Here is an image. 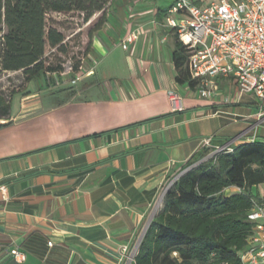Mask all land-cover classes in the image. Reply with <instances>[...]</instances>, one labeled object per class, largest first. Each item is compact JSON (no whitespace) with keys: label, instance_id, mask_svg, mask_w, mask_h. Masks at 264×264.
I'll use <instances>...</instances> for the list:
<instances>
[{"label":"crops","instance_id":"1","mask_svg":"<svg viewBox=\"0 0 264 264\" xmlns=\"http://www.w3.org/2000/svg\"><path fill=\"white\" fill-rule=\"evenodd\" d=\"M174 2L111 0L74 86L58 89L48 109L33 96L39 78L66 82L57 74L10 98L0 119V264L14 260V249L24 255L16 264H128L150 209L206 148L202 139L211 138L208 148L264 139V98H235L230 78H217L209 98L176 81L178 39L159 16ZM129 33L138 37L124 50ZM170 91L183 111H170ZM257 190L263 195L264 184Z\"/></svg>","mask_w":264,"mask_h":264},{"label":"trees","instance_id":"2","mask_svg":"<svg viewBox=\"0 0 264 264\" xmlns=\"http://www.w3.org/2000/svg\"><path fill=\"white\" fill-rule=\"evenodd\" d=\"M110 1L0 0V76L5 71H22L25 81H30L41 75H59L67 61L78 72L91 49L93 34L106 22ZM169 8L160 9V18ZM74 13L81 16L82 27L50 16ZM67 29L69 36L64 35ZM83 36L87 37L85 44ZM173 61L176 81L195 88L198 81L191 76L188 52L179 41ZM9 109L0 99V110L9 113ZM231 148L203 161L206 147L182 165L184 172L167 188L162 207L146 228L131 264H242L241 255L249 247L255 226L248 214L254 203L264 207V194L257 190L264 184V139ZM230 188L235 190L226 192Z\"/></svg>","mask_w":264,"mask_h":264},{"label":"built area","instance_id":"3","mask_svg":"<svg viewBox=\"0 0 264 264\" xmlns=\"http://www.w3.org/2000/svg\"><path fill=\"white\" fill-rule=\"evenodd\" d=\"M165 25L176 33L188 52V67L192 78L198 81L200 96H213L218 89L215 80L223 77L232 80L235 98L244 95L264 98V0H214L201 6L190 0H175L167 11ZM2 34L0 30V37ZM137 37L136 33L126 35L120 42L122 49L127 50ZM81 67L82 62L79 71L74 72L71 61H67L59 77L74 85ZM168 104L171 112L184 109L183 98L175 91L168 92ZM263 115L260 113L258 117ZM201 144L211 147V138L202 139ZM213 149L215 153L232 151L230 146L218 145ZM248 219L255 223L254 233L241 261L258 264L264 260V207L254 203ZM140 241L133 248L131 263ZM126 250L123 248V252ZM10 254L16 261L24 260L16 249Z\"/></svg>","mask_w":264,"mask_h":264},{"label":"rangeland","instance_id":"4","mask_svg":"<svg viewBox=\"0 0 264 264\" xmlns=\"http://www.w3.org/2000/svg\"><path fill=\"white\" fill-rule=\"evenodd\" d=\"M211 1H214V0H205L206 3L211 2ZM50 16L53 19H55L56 21L63 22L65 24H67V25H69V23H71L72 25L77 24L78 26L82 27L83 24H84L81 16L78 13H74V14H50ZM86 31H87V28H84L83 32L85 33ZM70 33L71 32H70L69 29L64 30V35L65 36H69ZM81 39H82V42L84 44L87 42V37L86 36H83ZM47 50H49V49H47ZM72 50L76 51L77 48H73ZM36 79L37 78L32 79V81L29 83V85L26 88L25 87L26 81H25V78H24V76L22 74V71H17V72L5 71V72H3L1 74V76H0V99H2V101H3V103L5 105H7V104H9V101H10V98L12 97V95L14 93L18 92V91H22V92H25V93L27 91H29V92H31V94H33L35 92V88H36V86H35ZM60 79L63 80V81H66V82L61 83V85H59V86H56V85L53 86V85H49L46 79L44 81H42L39 78L38 81L40 82V86L41 87H40L39 91L36 92V93H39V94L36 95V96H33V97H35L36 99H39L40 104H41L40 107H42L44 109L45 108L48 109L49 107H51L53 105V103L55 102L56 98L61 97V96H59V91L60 90H58V89H64L63 91H67L71 86L75 85V84L74 85L71 84L67 78L60 77ZM41 82H42V85H41ZM20 97H21V95L18 94V95H15L14 98H13L12 109H13L14 113H16L15 110H17L22 105L21 102H20ZM15 107H16V109H15ZM41 112L42 111H39V110L37 111V113H36L37 117L36 118H38V117L42 118L43 117V115H41ZM54 114H55V112H54ZM54 114L52 115L53 117H55ZM8 116H9V113H3L0 110V119H8ZM214 155H215L214 149L213 148H209L208 151L206 152L204 158H203V161H206V160L214 157ZM183 172H184V170H181L179 172V174L176 175L175 180L177 179V176H180ZM169 187H167V188H169ZM163 198H164V196L163 197L161 196L160 198H158L156 203L153 205L152 209H150V211H149V218L150 219L154 215H156L158 213V211L161 209L162 203H163ZM145 227H144V231L146 229ZM140 240H141V238H140ZM134 252H135L134 249H129L128 250V252L126 254V259H127L128 264L131 263L130 262V258H132Z\"/></svg>","mask_w":264,"mask_h":264},{"label":"water","instance_id":"5","mask_svg":"<svg viewBox=\"0 0 264 264\" xmlns=\"http://www.w3.org/2000/svg\"><path fill=\"white\" fill-rule=\"evenodd\" d=\"M9 264H16V262L14 260H11Z\"/></svg>","mask_w":264,"mask_h":264}]
</instances>
